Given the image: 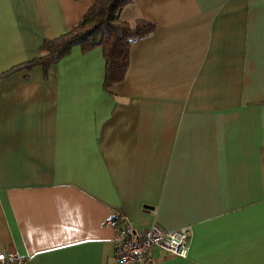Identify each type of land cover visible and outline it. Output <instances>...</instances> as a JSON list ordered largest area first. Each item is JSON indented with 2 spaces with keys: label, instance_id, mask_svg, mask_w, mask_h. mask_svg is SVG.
Segmentation results:
<instances>
[{
  "label": "crops",
  "instance_id": "obj_1",
  "mask_svg": "<svg viewBox=\"0 0 264 264\" xmlns=\"http://www.w3.org/2000/svg\"><path fill=\"white\" fill-rule=\"evenodd\" d=\"M93 0H0V253L114 264L107 220L190 230L185 257L264 264V0H131L122 80L100 47L20 67Z\"/></svg>",
  "mask_w": 264,
  "mask_h": 264
},
{
  "label": "trees",
  "instance_id": "obj_2",
  "mask_svg": "<svg viewBox=\"0 0 264 264\" xmlns=\"http://www.w3.org/2000/svg\"><path fill=\"white\" fill-rule=\"evenodd\" d=\"M130 1L93 0L69 31L44 40L39 47L40 56L13 69L41 66L47 70L74 46L82 51L100 47L105 60L104 84L119 82L126 70L130 43L153 28L151 23L141 19L131 25L119 18L120 10Z\"/></svg>",
  "mask_w": 264,
  "mask_h": 264
},
{
  "label": "built area",
  "instance_id": "obj_3",
  "mask_svg": "<svg viewBox=\"0 0 264 264\" xmlns=\"http://www.w3.org/2000/svg\"><path fill=\"white\" fill-rule=\"evenodd\" d=\"M107 224L113 230L114 264H155L151 256L155 246L175 256L185 257L188 253V227L167 231L153 223L138 229L124 216L112 217ZM0 264H28V261L16 252L0 253Z\"/></svg>",
  "mask_w": 264,
  "mask_h": 264
}]
</instances>
